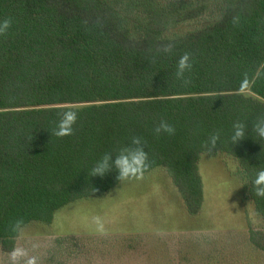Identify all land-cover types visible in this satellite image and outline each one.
<instances>
[{
  "label": "trees",
  "instance_id": "obj_1",
  "mask_svg": "<svg viewBox=\"0 0 264 264\" xmlns=\"http://www.w3.org/2000/svg\"><path fill=\"white\" fill-rule=\"evenodd\" d=\"M207 16L204 28L171 36ZM8 17L12 27L0 36L3 253L17 247L15 221L50 225L64 207L118 187L117 170L90 172L134 136L148 154L143 176L165 169L192 216L204 203L202 156L234 158L264 222V197L252 184L264 169V139L252 130L264 116V0H0V20ZM170 42V53L160 51ZM185 52L193 64L187 85L175 75ZM69 108L78 112L73 134L52 135ZM162 119L174 135L154 132ZM235 122L246 129L233 144ZM216 132L209 153L204 145ZM249 240L264 254V230Z\"/></svg>",
  "mask_w": 264,
  "mask_h": 264
},
{
  "label": "rangeland",
  "instance_id": "obj_2",
  "mask_svg": "<svg viewBox=\"0 0 264 264\" xmlns=\"http://www.w3.org/2000/svg\"><path fill=\"white\" fill-rule=\"evenodd\" d=\"M209 23L207 16L171 36ZM200 173L204 203L197 216L189 214L171 176L160 168L123 181L103 198L64 207L50 225L26 226L17 247L39 264H264V254L249 240L251 230H264V222L246 199L238 161L203 155ZM97 215L105 221L103 234L92 222ZM0 264H9L1 249Z\"/></svg>",
  "mask_w": 264,
  "mask_h": 264
},
{
  "label": "clouds",
  "instance_id": "obj_3",
  "mask_svg": "<svg viewBox=\"0 0 264 264\" xmlns=\"http://www.w3.org/2000/svg\"><path fill=\"white\" fill-rule=\"evenodd\" d=\"M236 21H234L235 23ZM12 19L10 17L0 20V36H6L9 29L12 27ZM174 45L170 42L164 45L160 51L164 53H170ZM193 67L191 61V54L185 52L177 62L176 78L183 81L185 85L189 84L190 78L185 76L186 72H190ZM249 87V80L247 75L242 81V85L239 89L241 93H244ZM78 119V112L71 108L64 110L60 113V119L55 129H53L52 135L56 137H65L73 134V126ZM246 124L242 122H235L233 124V135L231 137L232 143L235 144L245 137ZM252 130L256 135L264 139V116L258 117L252 124ZM154 132L159 135L166 133L168 135L175 134V128L169 124L166 120H161L158 125L154 128ZM220 138V133H213L204 147L210 153L213 148L216 147L217 142ZM114 157V159H113ZM150 167L148 154L145 151V145L140 137H132L131 144L121 147L117 154L105 153L92 167L90 175L103 177L107 172L112 169L117 170L120 181L130 179H141L144 172ZM255 195L258 197H264V169H260L255 178L252 181ZM92 222L96 227V231L103 234L105 229L104 219L97 215L92 217ZM26 226L22 220H17L11 225V230L20 236L24 235ZM35 247V245H34ZM9 264H39L38 257L29 256L27 250L22 247H14L9 253Z\"/></svg>",
  "mask_w": 264,
  "mask_h": 264
}]
</instances>
